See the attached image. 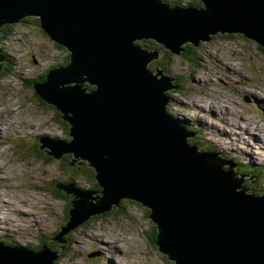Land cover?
I'll return each mask as SVG.
<instances>
[{
	"label": "water",
	"instance_id": "obj_1",
	"mask_svg": "<svg viewBox=\"0 0 264 264\" xmlns=\"http://www.w3.org/2000/svg\"><path fill=\"white\" fill-rule=\"evenodd\" d=\"M200 1L203 7L171 8L160 0H0V28L37 18L69 52L65 67L33 87L68 124L70 141L40 138L38 149L75 154L100 189L59 185L74 198L57 241L129 200L148 210L157 249L175 264H264V192L247 193L231 162L188 143L195 133L166 111L165 91L175 87L148 67L158 52L131 43L152 40L178 55L186 41L196 46L235 32L264 47V0ZM55 260L46 245L32 251L0 242V264Z\"/></svg>",
	"mask_w": 264,
	"mask_h": 264
},
{
	"label": "rangeland",
	"instance_id": "obj_2",
	"mask_svg": "<svg viewBox=\"0 0 264 264\" xmlns=\"http://www.w3.org/2000/svg\"><path fill=\"white\" fill-rule=\"evenodd\" d=\"M143 41L147 47L138 46L149 53L158 52L157 58L148 64L149 70L154 72L157 67L169 78L170 85L177 88L176 93L174 88L165 91L164 96L172 98L167 111L179 121L184 120L188 130L197 124L202 129L188 143L201 138L206 148L230 152L231 160L239 157L246 163L250 161L262 176L240 172L237 168L233 173L243 178L247 192L261 194L257 192L264 183V47L235 32L200 41L196 46L186 41L178 46V55L154 41L152 47L149 43L152 40ZM67 54L31 20L12 25L10 35L2 41L0 58L6 56L9 66H0V241L21 248L29 246L32 250L44 241L46 245H63L64 249L54 251H58L56 264L115 263L119 260L117 251L129 254L122 264H152V261L157 264L158 256L152 251L154 244L145 235L154 225L146 215L148 210L135 204L124 205L126 210L123 209L118 219L94 216L64 236V242L56 239L60 227L65 226L67 210L74 198L62 191L58 195L54 190L66 180L60 160L67 154L58 159L43 155L37 146L41 145L40 138L69 144L68 126L61 117L57 118L56 109L35 94L27 81L35 79L34 84L38 83L45 70L48 73L50 68L63 64ZM245 129L257 132L250 135ZM244 141L249 145H244ZM251 147L258 149L252 148L253 154L246 157ZM68 154L72 156V164L77 163L79 159L74 162L75 157ZM85 167L91 169L88 164ZM239 173L242 175L238 176ZM60 185H77L76 189L92 191L87 189L90 182L85 179ZM123 232L136 233L138 242L134 250L128 246L129 235ZM122 241L124 251L120 247ZM162 262L173 264L168 259Z\"/></svg>",
	"mask_w": 264,
	"mask_h": 264
},
{
	"label": "trees",
	"instance_id": "obj_3",
	"mask_svg": "<svg viewBox=\"0 0 264 264\" xmlns=\"http://www.w3.org/2000/svg\"><path fill=\"white\" fill-rule=\"evenodd\" d=\"M164 3H169V2H164ZM196 5H198V3L196 2V1H194V0H191V3H190V6H196ZM29 20H31V21H33V23H35L37 26H38V20L36 19V18H31V17H29ZM24 21V20H23ZM23 23H25V22H23ZM3 28V27H2ZM1 28V29H2ZM10 31H11V27L10 26H5L2 30H1V32H2V35H0V43L2 42V41H4L5 39H6V37H7V35H10ZM149 43L152 45V47L153 46H155V43L153 42V41H149ZM138 45H141V46H144V47H147V45L144 43V41H141V42H138ZM58 48H60L61 50H64V48H62V47H59V46H57ZM150 46H148V48H149ZM150 49V48H149ZM173 54V53H172ZM5 58H7L6 56H5ZM69 63V60H68V54L66 55V57H65V59H64V63L63 64H58L57 66H62V67H65L67 64ZM47 71L48 70H45V73L44 74H42V77L38 80V81H45L46 80V75H47ZM37 80H30V81H27V84L29 85V87H31L33 90H34V87L32 86L35 82H36ZM34 92H35V90H34ZM35 94L37 95V93L35 92ZM38 96V95H37ZM53 109H55L54 107H52ZM60 117H61V115L60 114H57V118L58 119H60ZM183 125H186V123L185 122H181ZM65 125H66V123H65ZM199 142H201L202 144H204V142H203V139H199L198 140ZM208 149L209 150H215L214 148H210V147H208ZM67 155H64L63 156V158H61V160H60V162H61V172H62V174L64 175V177H65V181L64 182H62L63 184H65V183H73V182H75V181H77V179L79 180V179H82V180H86V181H89L90 182V187L89 188H87V189H90V190H93V191H97V190H99L100 188L98 187V185H97V183L95 182V180H94V172H92V170L91 169H89V168H87V167H85L86 166V163L85 162H82V164H81V161L80 160H78L77 161V163H75L73 166H71V165H69L70 163H71V161H72V156L71 155H69L68 153H66ZM224 157H226L225 155H223ZM80 162V163H79ZM236 163H238L239 164V169H240V171H243V172H248V173H252L253 175H258V176H262V174H261V171L259 170V168H252V167H249V166H247V165H245V164H240L239 162H238V160H236ZM53 185H54V182H53ZM249 185V184H248ZM247 185V186H248ZM260 186H261V184H260ZM56 192H58V191H61V190H59V189H57V188H55L54 189ZM53 190V191H54ZM264 190V183L262 184V188H261V190L259 191V192H257L258 194L259 193H261L262 191ZM256 194V193H255ZM58 195H60V192H58ZM127 204H135L136 206H140L139 204H137V203H135L134 201H128V200H122L121 202H120V204L118 205V206H116V207H114L112 210H111V212H108V213H104V214H102V216L101 217H103V216H109V217H113V218H116L117 217V219L123 214V209H124V211L126 210V208H124L123 206L124 205H127ZM128 206V205H127ZM141 207V206H140ZM143 208V207H142ZM120 210H122V212L120 211ZM67 213H68V211H67ZM148 214V211H146V215ZM126 215V214H125ZM99 216V215H98ZM66 219H68V216H66ZM151 226H153V225H151ZM153 228V227H152ZM145 235H147V237L149 238V239H151V243L152 244H154V253H156L157 254V252H158V249H157V246H156V240H157V238H156V235H157V230H156V227L154 226V228L153 229H151L150 231H147V232H145ZM62 241L64 242L65 241V237H63L62 238ZM53 245H46V242L44 241V242H41L40 243V245H39V247H38V249H34V250H40L41 248H42V246L43 245H46L48 248H50V249H52L53 251H55V250H61V247L63 246V245H60V247H58L57 246V243H52ZM12 245H14V244H12ZM27 248H29V246L27 247ZM56 248V249H55ZM33 249V248H32ZM58 251H56V253H57ZM157 256H158V258H160V259H163V260H165V259H167V257L165 256V255H163V254H161V253H159L158 252V254H157ZM57 263V261H54L53 262V264H56Z\"/></svg>",
	"mask_w": 264,
	"mask_h": 264
},
{
	"label": "bare ground",
	"instance_id": "obj_4",
	"mask_svg": "<svg viewBox=\"0 0 264 264\" xmlns=\"http://www.w3.org/2000/svg\"><path fill=\"white\" fill-rule=\"evenodd\" d=\"M12 26V25H11ZM131 43H133L134 45H138V42L137 41H132ZM62 47V46H61ZM3 58V57H2ZM54 68V67H53ZM56 68V67H55ZM52 106V105H51ZM52 107H54V106H52ZM201 108H202V106H201ZM264 111V110H263ZM178 120V119H177ZM174 121H176V120H174ZM177 122V121H176ZM187 129V128H186ZM238 129H240V128H238ZM188 130V129H187ZM190 131V130H189ZM52 141H54V140H52ZM40 143V142H39ZM41 144V143H40ZM230 144V143H229ZM41 146V145H40ZM68 153H70V152H68ZM74 157H76L75 156V154H73V153H71ZM61 156V155H60ZM60 156L58 157V159L60 158ZM250 157V156H249ZM77 159L75 158L74 159V162L76 161ZM88 164V163H87ZM69 165H71V166H73V164H72V162L69 164ZM89 166V165H88ZM90 167V166H89ZM91 168V167H90ZM92 170H93V168H91ZM93 172H94V170H93ZM94 176H95V173H94ZM62 188L65 186V185H60ZM58 187H59V184H57L56 186H55V188H57L58 189ZM78 191H80V192H84V191H82V190H80V189H77ZM88 192H90V191H88ZM92 192H98V190L97 191H93L92 190ZM121 202V201H120ZM120 202L118 203V205L120 204ZM118 205H112L111 206V209L109 208V210L108 211H106V213H108V212H110L111 210H112V208H114L115 206H118ZM71 208H72V205L70 206V210H71ZM68 215H69V210H68ZM99 215H101V214H99ZM94 216H98V214H96V215H93V216H91V217H94ZM90 217V218H91ZM68 220V219H67ZM89 220V219H88ZM87 221V220H86ZM86 221H84V222H86ZM83 222V223H84ZM33 251V250H32ZM175 264V263H174Z\"/></svg>",
	"mask_w": 264,
	"mask_h": 264
},
{
	"label": "flooded vegetation",
	"instance_id": "obj_5",
	"mask_svg": "<svg viewBox=\"0 0 264 264\" xmlns=\"http://www.w3.org/2000/svg\"><path fill=\"white\" fill-rule=\"evenodd\" d=\"M27 21H29V19L27 18V19H24V21H22L21 22V24L23 25V22H27ZM10 27H11V25H9ZM5 65L7 66L8 65V60L5 62ZM38 147L39 146H37V151H41L40 149H38ZM42 153H43V155H47V156H49V154H47V153H45V152H43V151H41ZM68 211V210H67Z\"/></svg>",
	"mask_w": 264,
	"mask_h": 264
},
{
	"label": "clouds",
	"instance_id": "obj_6",
	"mask_svg": "<svg viewBox=\"0 0 264 264\" xmlns=\"http://www.w3.org/2000/svg\"><path fill=\"white\" fill-rule=\"evenodd\" d=\"M37 19V18H36ZM38 20V19H37ZM44 34V33H43ZM45 35V34H44ZM46 36V35H45ZM56 44V43H55ZM57 46H59L58 44H56ZM172 54V53H171ZM174 55V54H173ZM4 62V61H3ZM57 67H60V66H57ZM50 69H52V68H50ZM41 99V98H40ZM42 100V99H41ZM60 114V113H59ZM61 115V114H60ZM66 125H67V123H66ZM68 126V125H67Z\"/></svg>",
	"mask_w": 264,
	"mask_h": 264
}]
</instances>
